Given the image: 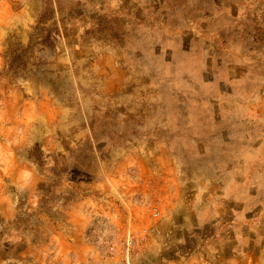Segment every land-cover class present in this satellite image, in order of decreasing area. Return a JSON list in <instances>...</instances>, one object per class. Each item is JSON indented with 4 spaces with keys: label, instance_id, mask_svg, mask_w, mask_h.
I'll use <instances>...</instances> for the list:
<instances>
[{
    "label": "rangeland",
    "instance_id": "374dc122",
    "mask_svg": "<svg viewBox=\"0 0 264 264\" xmlns=\"http://www.w3.org/2000/svg\"><path fill=\"white\" fill-rule=\"evenodd\" d=\"M0 264H264V0H0Z\"/></svg>",
    "mask_w": 264,
    "mask_h": 264
},
{
    "label": "built area",
    "instance_id": "2783aa9c",
    "mask_svg": "<svg viewBox=\"0 0 264 264\" xmlns=\"http://www.w3.org/2000/svg\"><path fill=\"white\" fill-rule=\"evenodd\" d=\"M154 215L155 216L159 215V211L157 210V208H154Z\"/></svg>",
    "mask_w": 264,
    "mask_h": 264
},
{
    "label": "trees",
    "instance_id": "16d2710c",
    "mask_svg": "<svg viewBox=\"0 0 264 264\" xmlns=\"http://www.w3.org/2000/svg\"><path fill=\"white\" fill-rule=\"evenodd\" d=\"M39 50H41V49H39ZM41 51H42V50H41ZM21 66H22V67H25V65H24V64H21Z\"/></svg>",
    "mask_w": 264,
    "mask_h": 264
}]
</instances>
